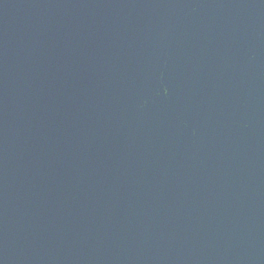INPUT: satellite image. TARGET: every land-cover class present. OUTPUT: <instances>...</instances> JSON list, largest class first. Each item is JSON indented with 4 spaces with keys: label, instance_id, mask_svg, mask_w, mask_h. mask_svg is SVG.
<instances>
[{
    "label": "water",
    "instance_id": "1",
    "mask_svg": "<svg viewBox=\"0 0 264 264\" xmlns=\"http://www.w3.org/2000/svg\"><path fill=\"white\" fill-rule=\"evenodd\" d=\"M0 264H264V0H0Z\"/></svg>",
    "mask_w": 264,
    "mask_h": 264
}]
</instances>
